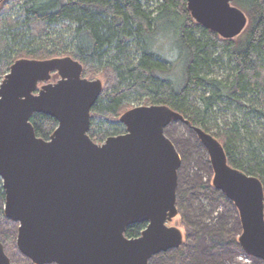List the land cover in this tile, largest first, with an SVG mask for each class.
<instances>
[{
  "label": "water",
  "instance_id": "1",
  "mask_svg": "<svg viewBox=\"0 0 264 264\" xmlns=\"http://www.w3.org/2000/svg\"><path fill=\"white\" fill-rule=\"evenodd\" d=\"M231 1L186 0V6L195 22L230 39L248 21ZM82 71L70 55L21 57L1 79L3 214L18 223L20 253L33 264H149L154 254L178 247L182 232L167 223L177 214L181 159L164 129L179 120L207 150L212 186L238 211L241 249L264 261L260 179L230 165L217 137L167 104L133 106L119 116L123 133L93 141L90 111L103 83ZM34 113L57 121L47 139L36 135ZM140 222V234L127 237V226ZM0 264H12L1 241Z\"/></svg>",
  "mask_w": 264,
  "mask_h": 264
},
{
  "label": "trees",
  "instance_id": "2",
  "mask_svg": "<svg viewBox=\"0 0 264 264\" xmlns=\"http://www.w3.org/2000/svg\"><path fill=\"white\" fill-rule=\"evenodd\" d=\"M150 1L0 0V80L21 57L70 55L82 63V74L100 71L103 87L88 129L95 142L124 132L117 115L135 102L167 104L208 132L214 109L238 112L214 136L227 162L264 188V0L231 1L248 21L230 39L195 22L186 0H159L155 7ZM162 40L171 54L157 46ZM30 122L45 139L57 125L43 113ZM144 227L133 223L125 235L138 236Z\"/></svg>",
  "mask_w": 264,
  "mask_h": 264
},
{
  "label": "rangeland",
  "instance_id": "3",
  "mask_svg": "<svg viewBox=\"0 0 264 264\" xmlns=\"http://www.w3.org/2000/svg\"><path fill=\"white\" fill-rule=\"evenodd\" d=\"M157 1L159 0H152L148 4L155 7ZM164 45L162 40L157 46L164 55L171 54V49L169 51V47ZM214 74L222 76L224 71L215 69ZM82 75L88 79L100 78L102 83L104 81L100 71L93 75ZM56 79L57 76L50 81ZM138 105L149 104H144L143 101L131 103L119 111L117 118L125 110ZM233 113L239 115L238 112L223 108L214 109V113L209 116V132L213 135L220 133L224 121L231 119ZM164 135L172 142L181 159L177 173V214L167 225L178 227L183 240L176 248L154 254L149 259V264H264V261L245 254L241 249L237 241L241 233L238 211L221 191L212 186L213 170L207 150L193 130L182 121H171L165 127ZM3 206L4 203H0L2 210ZM17 226V222L6 217L0 218V241L4 251L12 264H33L17 248Z\"/></svg>",
  "mask_w": 264,
  "mask_h": 264
},
{
  "label": "flooded vegetation",
  "instance_id": "4",
  "mask_svg": "<svg viewBox=\"0 0 264 264\" xmlns=\"http://www.w3.org/2000/svg\"><path fill=\"white\" fill-rule=\"evenodd\" d=\"M54 75V74H53Z\"/></svg>",
  "mask_w": 264,
  "mask_h": 264
}]
</instances>
